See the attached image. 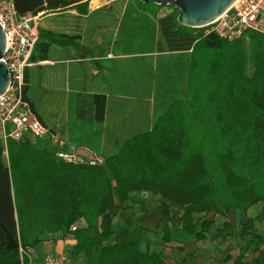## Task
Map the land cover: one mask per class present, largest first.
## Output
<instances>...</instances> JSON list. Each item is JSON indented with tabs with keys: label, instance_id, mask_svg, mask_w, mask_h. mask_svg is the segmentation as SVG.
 <instances>
[{
	"label": "trees",
	"instance_id": "1",
	"mask_svg": "<svg viewBox=\"0 0 264 264\" xmlns=\"http://www.w3.org/2000/svg\"><path fill=\"white\" fill-rule=\"evenodd\" d=\"M15 1L21 14L90 11L89 0ZM166 7L170 12L161 15ZM178 16L174 5L142 0H129L121 15V26L131 34L145 25V48L133 40L130 50L176 55L174 65L158 67L151 131L126 140L105 165L63 163L47 138H8L5 144L0 134V264H30V250L47 233L73 234L70 256L82 257L83 264H171L163 250L116 240V209L152 195L166 222L178 217L173 204L184 208L179 230L196 241L226 237L232 211L246 213L263 204L241 224L243 252L227 260L264 264V234L254 231L264 221V34L249 32L237 40L204 36L181 25ZM72 41L40 28L31 60H45L54 46ZM29 87L26 71L25 94L36 112ZM94 99L95 119L103 122L106 96ZM210 214L226 220L218 226ZM74 224L78 229L72 231Z\"/></svg>",
	"mask_w": 264,
	"mask_h": 264
},
{
	"label": "crops",
	"instance_id": "2",
	"mask_svg": "<svg viewBox=\"0 0 264 264\" xmlns=\"http://www.w3.org/2000/svg\"><path fill=\"white\" fill-rule=\"evenodd\" d=\"M89 1L88 14L73 7L45 11L38 18V30L64 34L73 41L54 46L47 59L27 68L29 98L47 128L70 145L89 144L92 140L112 155L126 140L151 131L158 67L174 65L176 54L166 49L147 53L130 50L133 40L142 41L145 48V25L134 34L121 26V15L129 0L120 4H116L119 0ZM157 40L163 42L160 32ZM96 94L106 96L103 122L95 119ZM43 100L50 112L41 111L38 104ZM75 244L73 234L47 233L39 248L30 250V264H45V258L51 255L68 260Z\"/></svg>",
	"mask_w": 264,
	"mask_h": 264
},
{
	"label": "built area",
	"instance_id": "3",
	"mask_svg": "<svg viewBox=\"0 0 264 264\" xmlns=\"http://www.w3.org/2000/svg\"><path fill=\"white\" fill-rule=\"evenodd\" d=\"M43 13L21 14L15 0H0V25L6 36L2 61L11 74L8 89L0 95V134L5 144L8 138L18 142L31 139L34 143H44L47 138L54 157L63 163L105 165L107 158L103 153L87 145H70L50 131L27 99L26 71L33 64L31 58L39 40L36 22ZM198 29L204 36L214 33L227 40L248 38L249 32L264 34V0H236L224 13ZM77 229V224L71 227L72 231ZM66 263L65 256L51 255L45 259V264Z\"/></svg>",
	"mask_w": 264,
	"mask_h": 264
},
{
	"label": "rangeland",
	"instance_id": "4",
	"mask_svg": "<svg viewBox=\"0 0 264 264\" xmlns=\"http://www.w3.org/2000/svg\"><path fill=\"white\" fill-rule=\"evenodd\" d=\"M124 0L117 1L123 2ZM170 7H166L163 12H169ZM41 99L39 96L38 100ZM41 111L50 112L46 107V102H39ZM1 132V131H0ZM124 140H121V144ZM91 147L103 152L105 157L110 153L107 149L100 146L96 141H90ZM159 198L152 195L149 198H135L129 200L123 208H117L115 225L117 231L116 240L120 242L135 241L145 250L146 247L152 249L163 250L166 252L171 264H232L233 258L243 252L247 242L241 238V224L250 218L256 217L262 210L263 204L253 207L248 212L232 211L229 220L233 223L232 230L224 238L209 237L205 241H196L192 237L181 234V224L179 222L180 215L184 212V208L173 204V209L178 213V217L166 222L164 215L160 209ZM209 219H214L216 225L226 220L223 217L210 214ZM254 231L264 234V221L256 222ZM248 236V238H250ZM170 238V240H168ZM254 250L251 245L249 253ZM231 256L230 260L227 257ZM66 264H83V258L73 259L68 257Z\"/></svg>",
	"mask_w": 264,
	"mask_h": 264
},
{
	"label": "water",
	"instance_id": "5",
	"mask_svg": "<svg viewBox=\"0 0 264 264\" xmlns=\"http://www.w3.org/2000/svg\"><path fill=\"white\" fill-rule=\"evenodd\" d=\"M156 4L174 5L179 11L178 21L181 25L199 28L207 25L224 13L236 0H142ZM6 50V36L0 25V95L8 89L11 74L7 64L2 61Z\"/></svg>",
	"mask_w": 264,
	"mask_h": 264
}]
</instances>
